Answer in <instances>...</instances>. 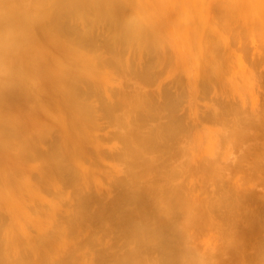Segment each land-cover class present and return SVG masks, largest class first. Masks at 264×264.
<instances>
[{"label": "rangeland", "instance_id": "374dc122", "mask_svg": "<svg viewBox=\"0 0 264 264\" xmlns=\"http://www.w3.org/2000/svg\"><path fill=\"white\" fill-rule=\"evenodd\" d=\"M15 1H17V3ZM52 1L50 2L51 5L55 2L54 0ZM81 1L82 0L79 1L80 5H76L75 8L81 6V9H83L84 3L82 4ZM87 1L88 0H85L84 2ZM89 1L91 4L94 3L95 7L105 1L106 4L108 3L107 1L110 2V0H105L104 2L98 0L100 1L98 5L96 4V0H93V2L91 0ZM112 1L116 4L115 9L113 8L114 4L112 2L108 3L112 4V7L110 5H104V7L108 6V8H113V11H115V15L113 16H116V18L114 17L115 20L113 18V20L111 19V23L109 22L110 13H114L111 12L112 9L107 12V7H105L106 10H104L102 4L100 6L103 8L101 9H103V12L106 11L104 15L107 14V18L105 16L104 18H106V20H101L102 24H100V18L97 17H99V12L102 11H94L98 12V16L95 17L96 13H94V15L92 13L95 8L93 6V8L89 7L91 4H88V8L92 9L90 11L91 13L88 12L86 16L87 12L84 10L80 17L78 14L79 11L77 10V12L75 11L76 14L73 13L74 15H72L71 13V11L75 10L72 0L71 2L69 0V4L67 5L65 3L66 1H57V3H59L58 6L66 5L71 8L73 7L74 9L68 7L71 14L68 13L67 10H64L66 6L63 10L61 9L62 6L58 8L55 4L57 8L54 6L49 7L50 5L48 8L41 7L42 3L44 7L49 4H46L47 1H42L40 5L37 4L38 0H0V121L2 122H0V131L2 130L0 132V136L2 137H0L2 140L0 141V264H124L127 261L129 263L133 260L135 261H133V264H176L178 258L179 264H244V262L245 264H250L251 261L254 262L253 259H255L256 252H258L256 256L264 253V167L261 166L264 163V0H120L121 3L119 0V3L116 0ZM76 4H78V2H76ZM118 4H120V7ZM121 4H123V7ZM84 7V9L87 8L86 5ZM50 8H56L60 11H53L58 15L61 13L60 17H58L60 20L56 16V19L59 20L57 22H61L57 25L55 20L54 25L55 23L57 25H55V28L61 25L60 29H56L60 31L64 29L62 32L58 30V33L55 34L54 32H56V30L52 31L47 24L44 23L46 26L39 24L42 20L48 23L47 18L52 11ZM124 8L126 9V15L132 14L131 16L137 19L135 23H137L136 25H138L137 27L139 28L136 30L139 32V29L141 31L145 29L143 30L144 33L139 32V36L141 33L142 35L140 37L145 35V31L148 35L149 31L151 36L155 35L152 36L154 38L153 41L152 37L150 38V34L148 35L150 39L147 37V40L145 36V39H140L137 35L138 33L136 34L138 37L134 40V36L136 35L133 33L136 27L133 20L135 19L131 20L132 17H128V21L130 20L133 23L130 21V23L120 21L122 15H124ZM46 9H50L51 11L48 10V13ZM97 9L100 8L97 7ZM37 10L38 13L40 12L39 17H37ZM42 10L45 11L44 15H47V13L49 15L44 16ZM7 11L8 13L10 12L9 15ZM63 11L67 12L63 13ZM119 11L123 14L121 13V18L118 17L120 19L117 20V16L119 15H116V13H119ZM67 13L70 14L72 18L68 16ZM40 17L42 20H40ZM50 17H53V15H50ZM80 18L83 19L81 20ZM68 19L72 20L69 22ZM29 20L31 22H29ZM125 20L127 21V18ZM51 21H54V18L53 20L51 19ZM115 21H119L120 25L117 22L118 25L116 24L117 26H113V24L116 23ZM49 23L48 25L51 24L53 26V22ZM122 23L125 29V24H130V26L133 24L134 32L127 33V37L131 36L134 38H131L132 42L128 41L130 38H126V32L131 29L130 26L127 25L129 30L127 29L126 32L123 33L125 29L121 25ZM140 24L141 27L139 26ZM41 26H43V28L48 27L47 31L51 30L52 32L48 31L47 33L45 28L42 30ZM40 27L41 31L39 29ZM117 27L124 29L123 31L121 30L122 35L119 31L120 28ZM55 28H53V30ZM112 29H117V33L119 32L117 35L124 36L123 34H125L123 38L120 37L122 43L118 36L116 38V30L112 32ZM32 31H34L35 34ZM48 34L51 35L49 36ZM57 36L59 38L61 37V42L58 40L59 38ZM54 38H56V41ZM113 39L114 42H112ZM116 40L120 43L118 41L116 42ZM36 41H38L37 45L39 44L40 46L36 45ZM115 42L116 45L118 43V46L114 45ZM113 47H115V49ZM113 49L119 51L115 52ZM46 52L48 54H46ZM121 52L122 54H120ZM53 54L55 57H52ZM57 56L58 58L61 57V59L58 60L57 58L56 60L55 58ZM54 60L56 62H54ZM115 60H117V62ZM26 64L28 66H26ZM25 67L28 68L25 69ZM31 67L33 71L31 69L29 71ZM46 69H48V71ZM63 71L67 72L68 79L64 77L67 75ZM27 73L30 74L28 75ZM35 74L37 77L33 76ZM146 74L147 76L150 74L151 78L150 76L147 77ZM53 75L58 79H52L54 77ZM59 75L62 77H58ZM72 78L76 80L74 81ZM31 80L33 82H31ZM63 80L65 84L72 81V88H69V85L68 88L73 92H70V94H72V96L74 94V98H72L68 90H65L67 89V85H65L64 90H58L57 86L60 85L59 87H63ZM66 80H69L68 83H66ZM34 81H36V84ZM41 81L42 83H40ZM61 82L63 83L62 86ZM37 86L40 87V89ZM53 89H57L60 94ZM40 91L42 92L40 93ZM44 91L45 93H49L45 94L43 93ZM64 91L65 94L63 93L62 95L61 92ZM50 93L53 96L55 93L57 95L51 99L53 96ZM60 95L64 102L62 100L61 103L55 101L58 99L56 96L60 98ZM64 95L71 96L70 99H73H71L72 102L68 97H64ZM75 97H78V99ZM80 99L81 101H79ZM14 100H16V102ZM51 100L58 105L56 106L53 102L52 106V103H50L52 102ZM45 101L48 104L50 103L49 106H52V108L50 107L51 109L55 108V106L57 109V107L62 104L59 106L61 111L57 110L59 116L56 115V109L49 111L50 108H48L49 106ZM81 102L83 103L80 106ZM78 103L80 104L78 105ZM40 104H42L41 109L39 106ZM88 104L91 106H88ZM126 104L128 107L125 106ZM74 105H78V107L81 108L84 105V108L88 106L90 109L87 107V111H83L84 108L83 110L81 108L78 110L79 108ZM76 107L80 114H77ZM111 107L115 109L112 111ZM108 108L111 111L105 110ZM44 109H47L48 112H45ZM227 110L232 111L228 112ZM53 111H55L54 114ZM41 112L44 113L42 114ZM59 112L63 114L64 117L60 115ZM149 112H151V114ZM223 112H225V115L226 112L227 114L231 112L232 116L236 115V117L233 116L234 121L236 120L235 118L240 117L242 119H240L242 124L237 118L239 126H236L237 122L235 123L232 119L233 117H230L231 113L228 117L224 115L230 120L225 118L227 120L226 123L229 122L226 124L224 116L222 117ZM87 113L93 118L94 122L91 121L92 119H89L90 117ZM173 113L175 115H172ZM81 114H84L86 117H83V115L80 116ZM73 115L75 116L74 118L78 119V124L75 121L76 119L74 120V118H72ZM168 115L170 116L169 118H167ZM219 115H221L222 118L219 119ZM60 116L63 117L62 119L65 118L63 120L66 123L65 125L63 124L65 127L61 124L63 121H57ZM67 116L70 117L68 118ZM171 116L173 118L175 116L176 118L173 119ZM1 117L6 119V122L4 119L2 120ZM8 117L10 120H8ZM148 117L149 119H147ZM162 117L166 120L164 121ZM55 118L57 120H55ZM13 121L18 123H14ZM20 121H23L21 122L24 127L21 126L22 129H20ZM159 121L164 124L166 123L165 125L167 127L168 125H172L174 129V133L171 132L172 135H174L171 137L170 134L167 135L169 138L166 137V139L169 140L168 143H170H167L169 147H167L166 150L161 149L162 151L165 150L168 154H165L163 151L164 157L167 158V156L169 157L171 155L169 157L170 160L167 158V163L163 160L165 159L163 155L162 157L160 155L162 151L157 150L158 152L161 151L159 153L154 151L157 146H154L150 142L152 139L149 140L151 133L156 137L158 134L156 131L159 132L164 129L163 127L162 129L157 127L162 124H160ZM79 122L81 124H79ZM232 123L234 125H231ZM164 124L163 126H165ZM4 125H6V127L15 126L17 129L14 127V131L16 132L12 133V131L7 130L8 128L3 130V127H5ZM69 125L72 126L71 129ZM82 125L83 127H81ZM88 125H93V127L89 128ZM27 126H29V129H27ZM153 126L156 127L154 128L155 130H153ZM66 128L68 130L70 129L72 135L74 134L75 136L68 135L70 133L66 134ZM75 129L76 131L84 130L85 134L81 132L83 135L79 134L81 137L78 136V138H82V136L87 134L89 139L88 137H83L82 140H89L87 141L89 143L86 144V141L84 142L83 140L82 142L78 139L76 136L78 132H73ZM149 129L153 130V132ZM168 129L169 128L165 130H167L168 132L166 133L169 134V131L172 130ZM62 130H64L63 135ZM68 130L67 132H69ZM8 131H10L12 135H10ZM163 134L159 132L158 135L161 136ZM68 136H71V138ZM163 137L164 135L162 138ZM162 138L160 141L163 140ZM155 139L156 138H154V143ZM158 139L157 141H159ZM175 139H180V141L178 142L177 140L174 142ZM145 140H148L150 143ZM160 141L159 144L162 143L163 145V141ZM69 142L70 146L72 144H77L78 147H82L81 149H83V151L78 147L79 150L77 151L75 145L73 147L74 150L70 151L72 146H69ZM80 142H82L81 144L83 145H81ZM145 143L151 144V147H154H152L153 150L149 151L151 147L148 148L147 146L149 145ZM175 143L177 146L178 143L180 145L179 147L176 146V148H178L177 150L173 147L176 145ZM164 144L166 146V142ZM86 145L88 146L86 147ZM163 147L164 146H161V148ZM146 148L149 150H146ZM68 151L72 153L74 151L77 155L73 153V157H71L72 153L69 155L67 153ZM149 152H151V154ZM170 152H172V154ZM157 153L160 157L156 155ZM152 156L163 159L161 162L157 159L158 163L156 159H152ZM148 157L149 161H146ZM130 159H132L133 163ZM123 160H125V162ZM256 160L257 164L255 162ZM55 161H57L56 164ZM131 163L132 165L135 163V165L132 166ZM143 163L145 164V169ZM171 163L174 167L176 166L175 169L173 168L174 170L172 169ZM242 165L244 168L241 167ZM257 165L259 166V169L257 168L258 170H256ZM52 167H54V169ZM153 167L154 169H152ZM252 168L256 172H252ZM54 170L56 172H54ZM261 170L263 173L260 172ZM248 172H250V174ZM50 173L51 175H49ZM167 173L169 174L167 175ZM128 182L129 184H127ZM162 182L165 184H162ZM172 182L179 183L177 186L181 190L176 187V183L172 185ZM151 183H158L159 185L156 184L155 186V184L153 185ZM141 184L142 186L146 185V190H144V187L139 186ZM181 184H183L184 187H180ZM134 185L135 188H133ZM148 185H150V187ZM152 185L157 188V190L153 189V191L155 190L154 193L159 194L157 199L155 197L156 194L154 195L153 193L154 196L151 195L153 192H151L153 188ZM137 186L143 189H138ZM169 187H174L180 192H177L179 194H175L177 197L172 193L176 191H171L172 194L170 197L166 194V190L164 191V189H168ZM147 188L148 190L151 188V190L148 191L150 193L147 192ZM227 188L232 191L234 190L233 192H235L237 196L240 195L239 198L236 195L233 197L232 191L226 190ZM131 189L133 190L130 192ZM136 189L139 191H136ZM134 190L136 191L135 194L133 193ZM140 191L141 193L144 191L143 194L145 192L150 194V196L146 195L148 199L149 197H155L154 200H149L151 202L153 201V206L157 204L155 208L153 206H146L149 212L152 209L155 215H152L151 212L150 214L152 216H144L145 214L148 215V209L145 205L146 203L149 205L150 202L147 201L148 199L146 200V193L144 196L141 194V199L136 198L140 194L138 193ZM219 191L222 193L224 191L226 194H221ZM228 191L231 192V200L233 201H229L228 198L230 197V193ZM181 192L185 197H179V195L182 194ZM126 193H133L134 196L137 195L134 197L132 194L131 197H134L133 199L135 200L139 199L141 202H143L142 200L144 199L142 197H145L144 200H146V203L144 201V206H141L138 200H136L137 203H135L136 201L130 197L133 200L131 204V199L125 197L127 199L126 204V200L121 198L124 197ZM217 194H221V197H218ZM225 195L229 196H227L228 200L223 198H226ZM127 196L129 197L130 195ZM171 196L177 198L175 199V203L179 202L176 204L179 205V208L181 206L179 211L180 213L182 212V214L179 213L177 208L174 209V205H171L172 202L175 204L173 197L172 200H170ZM120 198L124 201H119L121 200ZM166 198L172 201L171 204H169L172 214L169 212L170 208L166 207L170 201L168 203L162 201L166 200ZM219 198L222 199L218 200ZM88 199L91 200L89 201ZM184 199H186L187 202H185ZM155 200L158 203L154 202ZM181 200L185 202L182 201L186 205L185 208L181 205ZM212 201L216 202V204ZM219 202L220 207L218 206ZM118 203H122L123 208H116ZM228 203L232 206L228 207ZM136 204L138 206H136ZM127 205H129V210H125L127 209ZM211 205L212 208H209ZM216 206H218L217 209H215ZM137 207L139 209H137ZM163 207L168 210L162 209ZM231 207L233 209H231ZM229 208L232 211H230ZM173 209L174 211H178V214L181 216L184 214L183 219L179 217V222L177 220L178 218L173 217L176 215ZM213 209L215 211H213ZM132 210H134L133 213ZM138 210L142 213L140 217L138 216L140 215L138 214ZM154 210H156L157 214ZM164 210L167 212L161 216V213L165 212ZM209 210L213 211V215ZM80 211L82 214L79 213ZM94 211L97 214L94 215ZM127 211H130L134 215L135 213L137 214L134 216V218L138 217L137 219L139 222L136 221V218L134 219V221L137 222V228H134L136 224H132L135 222H132L133 215L131 216L130 212L129 214L131 217L127 215L128 217L126 216L127 218L125 220L127 221L128 219L130 223L132 222L131 224L133 226H131L130 223L127 224L128 221L126 222L123 220L125 217L124 214ZM99 212L103 213V215ZM168 212L172 216H170ZM83 213L86 215H83ZM222 213L223 215L225 214L223 217L221 216ZM226 214L228 218H226ZM72 215L75 216L72 217ZM100 215L102 218L99 217ZM211 215L215 216V218ZM86 216L94 218L93 220L92 218L91 220L89 219L87 222L85 221L87 220L86 218H88ZM166 216L168 219L171 217L170 220H174L173 222L176 221L175 225L172 220L168 222ZM146 217L151 221H148ZM155 217H157V219H155ZM163 217H165L164 220ZM176 217H178V215ZM219 217L223 220L225 218L226 220L228 219V228L226 221L224 224V222H222L223 220ZM215 219L218 220V222H216ZM165 220L168 223H165ZM118 221L120 225H118ZM146 221H148V223ZM160 221L161 224L165 223L166 225L164 224L165 227H162L163 225H158L161 227V230L158 227L159 230L155 231L154 234L156 232V234L159 233V235H155L157 238L160 237L162 239L164 237L161 235H167L164 238L167 242H165L164 239H161L162 241H160V238L155 239L154 235L153 237L155 240L152 235L150 236L152 238H149L145 233V235L142 234L145 230L149 231L150 228L157 227L155 224ZM180 221L183 222V224ZM140 222H144L148 225L150 223L152 224L148 226V229L144 228L146 227L144 223H141L142 226L144 224L143 228L145 229L141 230L138 228ZM176 223H180V226ZM170 225L174 227L177 225L174 230L176 235L172 233L174 227ZM120 226L121 228L118 229ZM179 228H181V232L177 233ZM120 229L122 231L125 229V231H127L126 234L125 231L120 232ZM132 229H136L138 234L140 229L141 234L139 236L142 241L140 240L139 242L140 237L136 234L137 232ZM228 229H232L231 234H229L230 236H227L228 233H230ZM131 230L133 233L130 235L129 233H131ZM226 230L229 232L227 231L228 233H225ZM134 231L136 233H134ZM151 231L149 235L152 234ZM167 233H170V235ZM127 234L128 236H126ZM177 234H179V236ZM133 235H136V237L138 236L139 239H137L138 237L134 238ZM172 235L173 237L175 235L177 239L174 237V240H172ZM123 236L127 238L130 236L128 239L129 241L127 238L124 239ZM131 236H133V238ZM146 236L148 238L145 240L147 242L150 241L148 245L146 243L148 247L145 246L144 243L146 241L143 240ZM175 239L178 242L174 245L172 242H174ZM253 240L256 242V247H261L257 249H260L263 253H259L260 251L257 249H250L254 248L253 245L255 244H253ZM154 241L157 242H155L157 245L151 244ZM139 243H141L140 245H142V248ZM162 243H167V245L170 243L167 248H171L169 249L171 251H180L179 253H175L176 251L172 253L174 256L175 254L178 256H176L177 258L174 263L171 257L167 256V250V253L163 252L166 246L164 247ZM251 244H253V247L249 246ZM170 245H173V247ZM177 245L179 246V250ZM150 248H152V250L155 248V252L153 253ZM246 248L250 249L249 251H254V257H251L252 255H245L248 251H245ZM146 249H149V253H147L148 251ZM133 251L135 254L132 253ZM171 251L169 252L171 253ZM124 252L126 253L124 254ZM122 254H124L126 258ZM263 256H261L262 259L264 258ZM121 257H124L127 261L125 259V261L122 262L118 260L119 258L122 259ZM166 257L170 260L168 258L166 259ZM249 257L253 259L250 260ZM128 258H130V261ZM101 259L104 260L101 261ZM256 260H258L257 257ZM118 261L120 262L118 263ZM258 262L261 263L260 258ZM255 263L256 262H254V264Z\"/></svg>", "mask_w": 264, "mask_h": 264}, {"label": "bare ground", "instance_id": "6f19581e", "mask_svg": "<svg viewBox=\"0 0 264 264\" xmlns=\"http://www.w3.org/2000/svg\"><path fill=\"white\" fill-rule=\"evenodd\" d=\"M36 1H37V0H36ZM42 1H45V2L47 1L46 4H47V3H49V4L46 5V4L44 3V4L46 5V6L44 7ZM42 1L38 0L39 3L37 2V4L42 3V5H41V4H40V5H41V7L43 6V8H48L49 5H50L49 7H51V6H52V7H53V6L56 7V6H57L58 8H59L60 6H62V5H59V6H58L59 3H57V1L59 2V0H57V1L54 0V1H55L54 4H55L56 6H55L53 3H52V5H51L50 2H51L52 0H50V1H49V0H42ZM48 1H49V2H48ZM61 1H62V2H65V1H66V2H65L66 5L69 4V0H68V2H67V0H65V1L61 0ZM79 1H80V0H79ZM79 1H78V0H72V4H73L74 8H75L76 5H80ZM82 1H83V2H82ZM82 1H81V3H82V4L84 3L83 5H84V6H85V5L87 6V8H86L87 10L84 9L85 7H84L83 5H82V6H83V7H82L83 9H81V6H78L79 8L76 7L75 10L71 11L72 15L76 14L75 11L77 10V11L80 12V13L78 12V14H79L80 17H81V15H82L81 13L84 12V10H85V11L87 12V13L85 12V13H86V16H87L88 12H90V11L92 10V9H90L92 6L95 8V9L92 11L93 15H94V13H96V14H95V17L98 16V15H97L98 12H94V11H98V10L102 11L103 9L106 10L105 7H107V12H108V11H111V9H112L111 12H113V13L115 12V11H113V8H114V9L116 8V4H115V2L113 3L112 0H110V2H112V3L114 4V6H113V8H110V7H109L110 10H109L108 6H105V7H104V5H110V6L112 5V4H108V3H110L109 1H107L108 3L106 4V3H105L106 1H105V0H102V2H104V1H105V2H104V3L101 2L103 5H102V4H100V5H102L104 8H103L102 6L99 5V2H100L101 0H100V1L96 0V4L99 5V6L96 5V7H95V4H94V3H92V4H93V5H92V4L90 3V1L88 0V1H89L88 4H89V5L91 4V6H89L90 8H88V4H87L88 1H87V2H84L85 0H82ZM91 1L93 2V0H91ZM97 1H98V3H97ZM114 1H115V0H114ZM116 1L118 2V0H116ZM128 1H129V0H128ZM15 2L17 3V1H15ZM52 2H53V1H52ZM70 2H71V0H70ZM76 2H78V4H76ZM94 2H95V1H94ZM119 2H120V0H119ZM119 2H118V3H119ZM126 2H127V1H126ZM56 3H57V4H56ZM85 3H86V4H85ZM120 3H121V2H120ZM35 4H36V3H35ZM37 4H36V5H37ZM62 4L65 5L64 3H62ZM70 4H71V3H70ZM32 5H33V4H32ZM66 5H65V6H66ZM122 5H123V4H121V6H122ZM65 6H62L63 8L61 7V9L63 10ZM118 6L120 7V4H118ZM57 7H56V8H57ZM66 7H67V9H66ZM66 7H65L64 10H67L68 13H70V12H69L70 9H68V7H70V6H66ZM93 7H92V8H93ZM97 7L100 8V9H97ZM111 7H112V6H111ZM122 7H123V6H122ZM37 8H38V7H37ZM56 8H53V9L50 8L52 11H51L50 9H46V11L49 10V11L52 12V13H51V12L49 13V11H48V13H49L51 16L53 15V17H50V15L47 13V15H49V17H48L49 19L47 18V20H48L47 22H48V23H49V22H50V23L53 22V26H54V27H53L50 23H49L50 25H48V23H46V22H45L44 20H42V18H41V17L44 15V12H45V11H43V10H45V9L42 10L43 15L41 14L42 16L40 17V18H41L40 20H42L41 22H43V21H44V22H43V23H41V22L39 23V24L44 25V26H46L45 24H47V26L50 27V29H51L52 31H55V30H56V32H54L55 34L58 33V30L60 29V26H61V25H60L59 27H56V28H59V29H56V28H55L56 23H55V25H54L55 20H56V22L59 21L60 19H59L58 17H60V15H61V13H60L59 15H58L57 13H54V12H60V11H59L58 9H56ZM70 8H71V7H70ZM74 8L72 7L71 9H74ZM101 8H103V9H101ZM40 9H41V8H40ZM40 9H39V10H40ZM61 9H60V10H61ZM80 9H81V10H80ZM88 9H89V11H88ZM96 9H97V10H96ZM120 9H121V8H120ZM124 9H125V8H124ZM127 9H128V8H127ZM54 10H57V11H54ZM62 10H61V12H62ZM82 10H83V11H82ZM118 10H119V9H118ZM118 10H117V12H118ZM8 11H9V10H8ZM8 11H7V13H8ZM53 11H54V12H53ZM67 11H65V12H67ZM77 11H76V12H77ZM123 11H124V10H123ZM127 11H128V10H127ZM65 12L63 11V13H65ZM9 13H10V12H9ZM9 13H8V15H9ZM36 13L38 14L37 17H39V13H40V12L38 13V10H37ZM53 13H54L55 15H54ZM68 13H67V14H68ZM71 13H70V14H71ZM73 13H74V14H73ZM90 13H91V12H90ZM104 13H106V11H104V12H103V11H102V12H99V17H97V18H100V19H99V21H100L99 23H100V24H102V23H101V20H104V21H105L106 18H107V16H106L107 14L104 15ZM119 13H120V14H119ZM119 13H116V15H117V14L119 15V16H117V20H119V19L121 18L120 16H121V13H122V12L119 11ZM130 13H131V12H130ZM130 13H129V14H130ZM137 13H138V12H137ZM45 14H46V13H45ZM70 14H68V16L71 17ZM78 14H77V15H78ZM122 14H123V13H122ZM47 15H44V16H47ZM79 15H78V17H79ZM83 15H84V14H83ZM102 15H104V16H102ZM111 15H112V17H111ZM113 15H115V13H114V14L110 13V15H109L110 17L108 16V17L110 18V19L108 18L110 23H111V21L113 20L114 17L116 18V16H113ZM127 15H128V14H127ZM127 15H126V9H125V11H124V15H122V18L125 17V16H127ZM131 15H132V14L128 15L127 17H125V18H123V19L121 18L122 20L120 19V21H121V22H125V23L127 22V23H128V22L130 21V20L128 21V17L131 18V17H132ZM29 16H30V14H29ZM56 16H57V18H58L59 20L56 19ZM75 16H76V15H75ZM105 16H106V18H104ZM102 17H103V19H102ZM118 17H120V18H118ZM53 18H54V21H51V19L53 20ZM66 18H67V17H66ZM71 18H72V17H71ZM83 18H84V17H83ZM83 18H82V19H83ZM92 18H93V17H92ZM92 18H91V19H92ZM97 18H96V20H97ZM115 18H114V20H115ZM126 18H127V21L125 20ZM130 18H129V19H130ZM29 19H30V18H29ZM45 19H46V18H45ZM74 19H75V18H74ZM74 19H73V20H74ZM80 19H81V18H80ZM82 19H81V20H82ZM94 19H95V18H94ZM108 19H107V20H108ZM111 19H112V20H111ZM133 19H135V20H133ZM143 19H144V18H143ZM40 20H39V21H40ZM49 20H50V21H49ZM68 20H69V19H68ZM70 20H72V19H70ZM70 20H69V22H70ZM96 20H95V21H96ZM123 20H125V21H123ZM131 20H133V22H134V24H135V27H136V28H135V32H136V33L134 32V29H133L134 26H132V25H133V24H132V23H133L132 21H130V22H132V23H131V24H132V25H131L132 27L130 26V24H129V25H128V24H125L126 29L124 28L123 23L121 24V25L123 26V28L125 29V31H123L124 29H121V28H120V27H122V26L117 27V28H120V30H119V29H118V30L120 31V34H121L122 31H123V33H125L127 29L129 30V28H127V27L130 26L131 29H130L129 31L126 32V38H127V39L130 38V40H128V41H131V38H133V37H131V36H129V35H128L129 37H127V33H132V32H134V33H133L134 35H136V34L138 33L137 35L139 36V32L144 33L143 30H145V29H143L144 27H143V25H142L143 28H141V29H143V30L141 31V30L139 29V32H138L136 29H138L139 27H137L138 25H136L137 23H135V21H136L137 19L132 17ZM158 21H159V20H158ZM29 22H31V21L29 20ZM60 22H61V21H60ZM60 22H57V25H58V23H60ZM65 22H66V21H65ZM115 22H116V21H115ZM117 22L119 23V21H117ZM117 22L114 23V24L112 23L113 26L116 25V24L118 25ZM130 22H129V23H130ZM136 22H137V21H136ZM138 22H139V21H138ZM44 23H45V24H44ZM103 23H104V22H103ZM141 23H142V22H141ZM57 25H56V26H57ZM93 25H94V22H93ZM96 25H98V24H96ZM117 25H116V26H117ZM119 25H120V23H119ZM127 25H128V26H127ZM51 26H52V28H51ZM68 26H69V25H68ZM70 26H71V24H70ZM70 26H69V27H70ZM90 26H91V24H90ZM139 26L141 27V24H140ZM32 27H33V25H32ZM41 27H42V30H44V28H45V30L47 31V28H48V27H47V28H46V27L43 28V26H41ZM41 27L39 28L40 31H41ZM74 27H75V26H74ZM76 27H77V26H76ZM148 27H149V26H148ZM33 28H34V27H33ZM53 28H55V29L53 30ZM62 28H63V27H62ZM62 28H61V29H62ZM115 28H116V27H115ZM93 29H94V28H93ZM51 30H48V31H51ZM63 30H64V29H62L61 31L59 30V31L62 32ZM91 30H92V29H91ZM112 30H113V29H112ZM114 30H116V31H115V32H116V38H117V36H118V38L120 39V37L123 38V37L125 36V34H123L124 36L117 35L119 32L117 33V29H114ZM114 30H113L112 32H114ZM121 30H122V31H121ZM131 30H132V31H131ZM46 31H45V32H46ZM48 31H47V33H48ZM52 31H51V32H52ZM82 31H83V30H82ZM82 31H81V32H82ZM84 31H85V30H84ZM86 31H88V30H86ZM89 31H90V30H89ZM32 32L34 33V31H32ZM35 32H36V28H35ZM207 32H208V31H207ZM43 33H44V32H43ZM63 33H64V32H63ZM75 33H76V32H75ZM142 33H141V35H142ZM148 33L150 34L149 31H148ZM34 34H35V33H34ZM51 34H52V33H51ZM51 34H50V35H51ZM83 34H84V32H83ZM114 34H115V33H114ZM114 34H113V35H114ZM149 34H148V35H149ZM152 34H153V33H152ZM44 35H45V33H44ZM46 35H47V34H46ZM48 35H49V34H48ZM50 35H49V36H50ZM53 35H54V34H53ZM53 35H52V36H53ZM77 35H78V34H77ZM121 35H122V34H121ZM134 35H133V36H134ZM137 35L134 36V37H135V39L133 38L134 40H136V37H138ZM141 35H140V36H141ZM148 35H147V32L145 31V35H143L142 37H140V36H139V37H140V39H141V38H142V39H145V38H146V39L148 40V38H149ZM85 36H86V35H85ZM144 36H145V38H144ZM152 36H155V35H152ZM152 36H151V34H150V38H151ZM54 37H55V36H54ZM57 37H58V36H57ZM147 37H148V38H147ZM219 37H220V36H219ZM35 38H36V37H35ZM58 38H59V37H58ZM60 38H61V37H60ZM60 38H59L58 40L61 42ZM65 38H66V37H65ZM126 38H125V39H126ZM150 38H149V39H150ZM55 39H56V38H54V40H55ZM62 39H63V38H62ZM133 39H132V40H133ZM137 39H139V38H137ZM153 39H154V38L152 37V41H153ZM49 40H50V39H49ZM120 40H121V39H120ZM55 41H56V40H55ZM62 41H63V40H62ZM117 41H118V40H116V42H117ZM128 41H127V42H128ZM37 42H38V41H36V45H37ZM39 42H40V41H39ZM52 42H54V41H52ZM60 42H59V43H60ZM65 42H67V41H65ZM112 42H114V39H113ZM116 42L114 43V45H116ZM118 42H119V41H118ZM131 42H132V41H131ZM215 42H216V41H215ZM72 43H73V42H72ZM119 43H120V42H119ZM121 43H122V40H121ZM123 43H124V42H123ZM125 43H126V42H125ZM70 44H71V43H70ZM38 45H39V44H38ZM38 45H37V46H38ZM41 45H43V44H41ZM62 45H64V44H62ZM66 45H67V44H66ZM119 45H120V44H119ZM149 45H150V44H149ZM39 46H40V45H39ZM53 46H56V45H53ZM112 46H113V44H112ZM116 46H118V43H117ZM147 46H148V45H147ZM43 47H44V46H43ZM60 47H61V46H60ZM216 47H217V46H216ZM218 47H219V46H218ZM44 48H45V47H44ZM70 48H71V47H70ZM70 48H69V49H70ZM113 48L115 49V47H113ZM42 49H43V48H42ZM114 49H113V50H114ZM216 49H217V48H216ZM46 50H47V49H46ZM114 51H115V50H114ZM116 51H119V50L116 49ZM116 51H115V52H116ZM48 52H49V51H48ZM221 52H222V51H221ZM66 53H67V52H66ZM46 54H48V53L46 52ZM120 54H122V52H121ZM112 55H114V54H112ZM161 55H162V54H161ZM161 55H160V57H161ZM43 56H44V54H43ZM43 56H42V57H43ZM68 56H69V55H68ZM52 57H55L54 54H53ZM59 57H60V56H59ZM160 57H159V58H160ZM44 58H46V57H44ZM44 58H43V60H44ZM57 58H58V56H57L55 59L57 60ZM99 58H100V57H99ZM111 58H112V57H111ZM121 58H122V57H121ZM170 58H171V57H170ZM170 58H169V59H170ZM53 59H54V58H53ZM53 59H52V60H53ZM59 59H61V57L58 58V60H59ZM119 59H120V58H119ZM162 59H163V58H162ZM110 60H111V59H110ZM122 60H123V59H122ZM44 61H45V60H44ZM71 61H72V60H71ZM73 61H74V60H73ZM115 61L117 62V60H115ZM54 62H56V61L54 60ZM98 62H99V61H98ZM106 62H107V61H106ZM116 62H115V63H116ZM46 63H47V62H46ZM46 63H45V64H46ZM62 63H63V62H62ZM77 63H78V62H77ZM89 64H90V63H89ZM26 66H28V65L26 64ZM47 66H48V65H47ZM115 66H116V65H115ZM27 68H28V67H25V69H27ZM64 68H65V66H64ZM67 68H68V67H67ZM98 68H99V67H98ZM100 68H101V67H100ZM30 69L32 70V67L29 68V71H30ZM46 70L48 71V69H46ZM65 70H66V69H65ZM32 71H33V70H32ZM60 71H61V70H60ZM27 72H28V70H27ZM63 72H64V71H63ZM82 72H83V71H82ZM146 72H147V71H146ZM146 72H145V73H146ZM30 73H31V72H30ZM30 73H29V74H30ZM51 73H54V72H51ZM60 73H61V72H60ZM64 73L66 74L67 72H64ZM72 73H73V72H72ZM80 73H81V71H80ZM139 73H140V72H139ZM139 73H138V75H139ZM147 73H148V72H147ZM27 74H28V73H27ZM29 74H28V75H29ZM32 74H33V73H32ZM82 74H83V73H82ZM140 74H143V73H140ZM51 75H52V74H51ZM66 75H67V74H66ZM75 75H76V73H75ZM87 75H88V74H87ZM138 75H137V76H138ZM33 76L37 77L36 74L33 75ZM53 76H54V75H53ZM60 76H61V75H59L58 77H60ZM63 76H64V75H63ZM71 76H72V75H71ZM80 76H81V75H80ZM80 76H79V77H80ZM146 76H147V74H146ZM146 76H145V77H146ZM148 76H150V78H151V75H150V74H148ZM148 76H147V77H148ZM50 77H51V76H50ZM61 77H62V76H61ZM64 77H67V79H68V75H67V76H64ZM72 77H73V76H72ZM139 77H140V76H139ZM29 78H30V77H29ZM31 78H33V77H31ZM54 78H57V77L54 76L52 79H54ZM77 78H78V77H77ZM48 79H49V78H48ZM52 79H51V80H52ZM57 79H58V78H57ZM144 79H146V78H144ZM144 79H143V80H144ZM33 80H34V79H33ZM72 80L75 81L76 79L72 78ZM143 80H142V81H143ZM21 81H22V80H21ZM38 81H40V80H38ZM59 81H60V80H59ZM63 81H64V80H63ZM66 81H67V80H66ZM68 81H69V80H68ZM68 81H67L66 83H68ZM145 81H146V80H145ZM151 81H152V80H151ZM151 81H150V82H151ZM28 82H29V80H28ZM31 82H33V81L31 80ZM35 82H36V81H34V83H35ZM48 82H49V81H48ZM53 82H54V81H53ZM53 82H52V83H53ZM77 82H78V81H77ZM40 83H42V81H41ZM63 83H64V85H63ZM63 83L61 82V86L63 85V87H59L60 85L57 86V87H58V90H59V89H63V90H64V89H65V88H64L65 85H67V87H66L67 89H65V90H68L69 94H70V92L73 93V92L70 91V89H69L70 87L72 88V84H73L72 81L69 82L70 84H69V83H68V84H65V81H64ZM80 83H81V82H80ZM31 84H32V83H31ZM35 84H36V83H35ZM148 84H149V83H148ZM23 85H24V83H23ZM51 85H52V84H51ZM53 85H54V84H53ZM57 85H58V84H57ZM68 85H69V88H68ZM35 86H36V85H35ZM55 86H56V85H55ZM74 86H76V85H74ZM100 86H101V85H100ZM24 87H25V86H24ZM37 87H38V86H37ZM37 87H36V88H37ZM50 87H53V86H50ZM38 88L40 89V87H38ZM53 88H55V87H53ZM94 88H95V87H94ZM30 89H31V88H30ZM39 89H38V92H39ZM99 89H100V88H99ZM41 90H42V88H41ZM43 90H45V89H43ZM53 90H54V89H53ZM58 90L55 89L54 91H57V92H58ZM71 90H72V89H71ZM95 90H96V89H95ZM102 90H103V89H102ZM46 91H47V90H46ZM54 91H53V92H54ZM59 91H61V90H59ZM75 91H76V90H75ZM41 92H42V91H40V93H41ZM66 92H67V91H66ZM43 93H45V91H44ZM43 93H42V94H43ZM48 93H49V92H48ZM48 93H45V94H48ZM58 93H59V92H58ZM63 93L65 94V91H64V92H61L62 95H63ZM50 94H51V93H50ZM50 94H49V96H50ZM59 94H60V93H59ZM69 94H66V95H69ZM36 95H37V93H36ZM43 95H44V94H43ZM51 95H52V94H51ZM55 95H57V94L55 93ZM55 95H54V96H55ZM70 95L72 96V94H70ZM81 95H82V94H81ZM52 96H53V95H52ZM54 96H53L51 99H53ZM71 96H65V95H64V97H68L69 100H71L72 98H74V97H73L74 94H73L72 98L70 99ZM37 97H38V96H37ZM47 97H48V96H47ZM56 97H58V99H60V100H58L57 98H56L57 100H55V99H54V100H55V101H59V102L61 103V100H62V99H61V95H60V98H59V96H56ZM64 97H63V98H64ZM79 97H80V96H79ZM38 98H39V97H38ZM49 98H50V97H49ZM49 98H47V99H49ZM68 98H67V99H68ZM75 98H76V97H75ZM64 99H65V98H64ZM67 99H66V100H67ZM76 99H78V97H77ZM76 99H74V100H76ZM42 100H44V99H42ZM72 100H73V99H72ZM72 100H71V102H72ZM14 101L16 102V100H14ZM51 101H52V102H50V103H52V106H53V102H54V101H53V100H51ZM62 101L64 102V100H62ZM76 101H77V100H76ZM79 101H81V99H80ZM147 101H148V100H147ZM48 102H49V101H48ZM134 102H135V100H134ZM134 102H133V104H134ZM172 102H173V100H172ZM13 103H14V102H13ZM38 103H39V101H38ZM40 103H41V101H40ZM43 103H44V102H43ZM45 103H46V101H45ZM50 103H49V104H50ZM57 103H58V102H57ZM60 103H59V104H60ZM66 103H67V101H66ZM82 103H83V102H81V104L78 103V105L80 104V106H81ZM121 103H122V102H121ZM144 103H145V102H144ZM232 103H233V102H232ZM234 103H235V102H234ZM15 104H16V103H15ZM46 104H48V103H46ZM49 104H48V106H49ZM54 104H55V102H54ZM63 104H64V103H63ZM75 104H76V103H75ZM84 104H85V103H84ZM86 104H87V103H86ZM117 104H118V103H117ZM149 104H150V103H149ZM222 104H223V103H222ZM41 105H42V104L39 105V106H40V109H41ZM43 105H44V104H43ZM55 105L57 106L58 104H55ZM61 105H62V104H61ZM61 105H59V106H61ZM78 105H74V106H77V107H78ZM108 105H109V104H108ZM108 105H107V107H108ZM147 105H148V104H147ZM157 105H158V104H157ZM227 105H228V104H227ZM234 105H235V104H234ZM52 106H49L48 108H50V107L52 108ZM56 106H55V108H53V109H56ZM59 106H58V107H59ZM72 106H73V105H72ZM83 106H84V105H83ZM83 106H82V108H81V107H78L79 109L76 107V110H77V109L80 110V108L83 110V108H84ZM86 106H87V105H86ZM86 106H85V107H86ZM88 106H91V105L88 104ZM88 106H87V107H88ZM110 106H115V105H110ZM123 106H124V105H123ZM125 106L128 107L127 104H126ZM130 106H131V104H130ZM134 106H135V105H134ZM160 106H161V105H160ZM164 106H165V105H164ZM164 106H163V107H164ZM232 106H233V105H232ZM58 107H57V109H56V115H58V114H57V113H58L57 110L61 111V108H60V107L58 108ZM87 107L84 108L83 111H85V110L87 111L88 109H90L89 107H88V109H87ZM104 107H105V103H104ZM107 107H106V108H107ZM118 107H119V106H118ZM121 107H122V106H121ZM127 107H126V109H127ZM156 107H157V106H156ZM156 107H155V109H156ZM171 107H172V106H171ZM228 107H229V106H228ZM48 108H47V109H48ZM51 108L49 109V111H52V110H53V109H51ZM111 108H112V107H111ZM122 108H123V107H122ZM148 108H149V107H148ZM160 108H161V107H160ZM169 108H170V107H169ZM238 108H239V107H238ZM47 109H46V110L44 109L45 112H46V111L48 112ZM74 109H75V108H74ZM74 109H73V110H74ZM114 109H115V108H112L111 110L113 111ZM152 109H153V108H152ZM155 109H154V111H155ZM163 109H164V108H163ZM165 109H166V108H165ZM221 109H222V107H221ZM236 109H237V108H236ZM239 109H241V108H239ZM78 110H77V114H80ZM105 110H106V111H111V110H109V108H108V109H105ZM136 110H137V109H136ZM143 110H144V109H143ZM145 110H146V109H145ZM149 110H150V109H149ZM156 110H157V109H156ZM178 110H179V109H178ZM40 111H41V110H40ZM42 111H43V108H42ZM74 111H75V110H74ZM83 111H82V112H83ZM117 111H118V110H117ZM162 111H163V110H162ZM166 111H167V109H166ZM227 111L229 112V111H232V110H227ZM246 111H247V110H246ZM54 112H55V111H53V114H54ZM91 112H92V111H91ZM91 112H90V113H91ZM114 112H116V111H114ZM240 112H241V111H240ZM41 113H42V112H41ZM43 113H44V112H43ZM43 113H42V114H43ZM62 113H63V111H62ZM110 113H111V112H110ZM138 113H139V112H138ZM149 113L151 114V112H149ZM153 113H155V112H153ZM159 113H160V112H159ZM166 113H167V112H166ZM169 113H170V112H169ZM223 113H224V114H223ZM223 113H222V117L225 115V112H223ZM230 113H231V112H230ZM230 113L227 114V112H226V115H225V116L228 117ZM0 114H1V113H0ZM53 114H51V115H53ZM59 114H60V115H63V114H61L60 112H59ZM87 114L89 115V113H87ZM87 114H86V115H87ZM113 114H114V113H113ZM143 114H144V112H143ZM147 114H148V113H147ZM156 114H157V113H156ZM156 114H154V115H156ZM164 114H165V113H164ZM213 114H214V113H213ZM26 115H27V114H26ZM82 115H83V117H86V116H84V114H81L80 116H82ZM91 115H92V113H91ZM160 115H161V114H160ZM170 115H171V114H170ZM172 115H175V114L173 113ZM230 115H231L230 117H233V116L236 117V115H233V116H232V113H231ZM35 116H36V115H35ZM44 116H45V115H44ZM58 116H59V115H58ZM211 116H212V115H211ZM219 116H220V117H218L219 119L222 118L221 115H219ZM225 116H224V119L226 118ZM237 116H238V115H237ZM3 117H4V116H3ZM9 117H10V116H9ZM9 117H8V120H10ZM53 117H54V116H53ZM63 117H64V115H63ZM63 117L60 116V117H58V118H59L58 120H57L56 118H55V120H57V121H60V120L63 121V120L65 119V118L62 119ZM67 117H68V116H67ZM69 117H70V116H69ZM69 117H68V118H69ZM74 117H75V116L73 115L72 118H74ZM89 117H90L89 119H92L91 121L94 122L93 118H91L90 115H89ZM165 117H166V116H165ZM169 117H170V116L168 115L167 118H169ZM171 117H172V116H171ZM230 117H229V118H230ZM234 117L232 118L233 121H234ZM1 118H2V117H1ZM14 118H15V117H14ZM24 118H25V117H24ZM24 118H23V119H24ZM28 118H29V117H28ZM30 118H31V117H30ZM41 118H42V117H41ZM60 118H61V119H60ZM72 118H70V119H72ZM159 118H160V117H159ZM172 118H173V117H172ZM174 118H176V117L174 116ZM174 118H173V119H174ZM237 118H238V117H237ZM237 118H235L236 120H235L234 122H235V123L237 122V123H236V126H237V125L239 126L238 121L241 122V124H242V121H240V119H241L240 117L238 118V121H237ZM250 118H251V117H250ZM3 119H4V118H2V120H3ZM11 119L13 120L12 117H11ZM15 119H16V118H15ZM15 119H14V120H15ZM21 119H22V118H21ZM35 119H36V118H35ZM50 119H51V118H50ZM75 119H76V118H74V120H75ZM80 119H82V118H80ZM87 119H88V118H87ZM111 119H112V118H111ZM136 119H137V118H136ZM144 119H145V118H144ZM147 119H149V117H148ZM162 119H164V117H162ZM173 119H172V120H173ZM226 119L229 120L228 118H226ZM226 119H225V120H226ZM261 119H262V118H261ZM4 120H5V122H6V119H4ZM8 120H7V121H8ZM72 120H73V119H72ZM77 120H78V119H76L75 121L77 122ZM83 120H84V119H83ZM113 120H114V119H113ZM117 120H118V118H117ZM119 120H120V119H119ZM165 120H166V119H164V121H165ZM175 120H176V119H175ZM222 120H223V119H222ZM227 120L225 121V123L227 122ZM241 120H242V119H241ZM29 121H31V120H29ZM33 121H34V120H33ZM40 121H41V120H40ZM86 121H87V120H86ZM89 121H90V120H89ZM115 121H116V120H115ZM137 121H138V120H137ZM149 121H150V120H149ZM149 121H148V123H149ZM160 121H161V120H160ZM160 121H159V122H160ZM173 121H174V120H173ZM229 121H230V120H229ZM0 122H1V121H0ZM5 122H4V123H5ZM10 122H11V121H10ZM13 122H14V123H18V122H15V121H13ZM21 122H23V121H20V123H21ZM24 122H25V119H24ZM48 122H49V121H48ZM63 122H64V121H63ZM63 122H61V124H62V125H63V124L65 125L66 123H65V122L63 123ZM142 122H143V121H142ZM152 122H154V121H152ZM176 122H177V121H176ZM234 122H233V123H234ZM254 122H255V121H254ZM1 123H2V122H1ZM1 123H0V124H1ZM28 123H29V122H28ZM35 123H36V122H35ZM50 123H51V122H50ZM59 123H60V122H59ZM134 123H135V122H134ZM161 123H162V122H160V124H161ZM167 123H168V122H167ZM169 123H170V122H169ZM179 123H180V122H179ZM228 123H229V122H228ZM228 123H226V124H228ZM233 123H232L231 125H234ZM77 124H78V122H77ZM79 124H81V123L79 122ZM126 124H127V123H126ZM132 124H133V123H132ZM139 124H140V123H139ZM155 124H156V123H155ZM163 124H164V123H162L161 125L156 124V125H158L157 127H158L159 129H162V127L164 128V129H162L164 134L162 133V130L159 131L160 134H163V135H164L163 138H162L163 135H161V136L158 135V134H159L158 131H156V132L158 133V134L156 133V134H157L156 137H154V136H153V133H151V132H150V133H151V134H150L151 137L148 135V136L150 137L149 140H151V139L153 140V142H152V140H151L150 142H151L154 146H155V145L157 146V147H155L156 149H154V151H156V152H158L157 150H161V149H165V150H166L167 147H169L168 144H170V143H168L169 140L166 139V137L169 138L167 135H170V134H171V135H170L171 137L174 135V134L172 135V133H174V132H173L174 129L172 128V125H170V126L168 125V127H167V126L165 125L166 123L164 124L167 128H169L168 130H172V131H169V134H168V133H166V132H168V131L165 130V129H167V128H166L165 126H163ZM29 125H30V124H29ZM32 125H33V124H32ZM49 125H50V124H49ZM64 125H63V126H64ZM70 125H71V124H70ZM70 125H69V126H70ZM72 125H74V124H72ZM93 125H94V124H93ZM93 125H92V126H91V125H88V126H89V128H90V127H93ZM142 125H143V124H142ZM175 125H176V123H175ZM4 126H5V127H3V130H6V129L8 128L7 130L12 131V133L16 132V131H14L15 128H16L15 126H12L13 128L15 127L14 129H13L12 127H9V126L6 127V125H4ZM21 126L23 127V124H22V123H21V125H20V129H22ZM24 126H25V125H24ZM30 126H31V125H30ZM86 126H87V124H86ZM173 126H174V125H173ZM176 126H177V125H176ZM0 127H1V126H0ZM27 127H28L27 129H29V126H27ZM64 127H65V126H64ZM64 127H63V128H64ZM73 127H74V126H73ZM81 127H83V125H82ZM84 127H85V126H84ZM126 127H127V125H126ZM144 127H145V126H144ZM226 127H227V126H226ZM228 127H230V126H228ZM9 128H10V129H9ZM18 128H19V127H18ZM23 128H24V127H23ZM71 128H72V126H70V129H71ZM124 128H125V126H124ZM139 128H140V127H139ZM154 128H156V127L153 126V130H155ZM170 128H171V129H170ZM182 128H183V126H182ZM185 128H186V126H185ZM12 129H13V130H12ZM16 129H17V128H16ZM66 129H67V128H66ZM70 129H69V130L67 129L69 132H67V130H66V134H67V133H70V134H68V135H72V132L70 131ZM84 129H85V128H84ZM132 129H133V128H132ZM143 129H144V128H143ZM178 129H179V128H178ZM18 130H19V129H18ZM78 130H79V129H78ZM134 130H135V129H134ZM134 130H133V131H134ZM149 130H151V129H149ZM153 130H151V131L153 132ZM182 130H183V129H182ZM182 130H180V131L183 132ZM184 130H185V129H184ZM1 131H2V130H1ZM1 131H0V132H1ZM10 131H8V132H9L10 135H12V133H11ZM62 131H63V133H62V135H63V134H64V130H62ZM75 131H76V129H75L73 132H75ZM24 132H25V131H24ZM76 132H78V133H77L78 135H76L77 138H78V136L81 137V135H79V134H82L81 132H83V133L85 134L84 130H83V131L80 130V131H76ZM125 132H126V131H125ZM143 132H144V131H143ZM171 132H172V133H171ZM181 132H180V133H181ZM17 133H18V131H17ZM19 133H20V132H19ZM22 133H23V132H22ZM28 133H30V132H28ZM136 133H137V132H136ZM165 133H166V134H165ZM1 134H2V133H1ZM119 134H120V133H119ZM134 134H135V133H134ZM134 134H133V135H134ZM147 134H148V133H147ZM154 134H155V133H154ZM178 134H179V133H178ZM28 135H29V134H28ZM73 135H74V134H73ZM73 135H72V136H73ZM82 135H83V134H82ZM122 135H123V134H122ZM138 135H139V134H138ZM180 135H182V134H180ZM180 135H179V136H180ZM3 136H4V135H3ZM74 136H75V135H74ZM120 136H121V135H120ZM140 136H141V135H140ZM159 136H160V138H159ZM175 136H176V135H175ZM0 137H1V136H0ZM4 137H5V136H4ZM8 137H9V136H8ZM14 137H16V136H14ZM68 137H69V136H68ZM83 137H85V138L88 137V139H89V136H87V134H86L85 136H82V138H83ZM134 137H135V135H134ZM146 137H147V136H146ZM149 137H148V138H149ZM152 137L156 138V139H155V143H154V138H152ZM157 137H158L159 139H158ZM171 137H170V138H171ZM1 138H2V137H1ZM11 138H12V137H11ZM11 138H10V139H11ZM69 138H71V136H70ZM77 138H76V140H77ZM82 138H78V139H80V140L83 142L84 139L82 140ZM121 138H122V137H121ZM121 138H120V139H121ZM161 138L163 139V140H162V141H163V145H162V143L159 144V141H160ZM177 138H178V136H177ZM180 138H181V137H180ZM3 139H4V138H3ZM17 139H18V138H17ZM19 139H20V138H19ZM38 139H39V138H38ZM139 139H140V138H139ZM157 139H158L159 141H157ZM6 140H7V139H6ZM11 140H12V139H11ZM73 140H75V139H73ZM125 140H126V139H125ZM137 140H138V139H137ZM171 140H172V139H171ZM177 140H178V142L180 141V139H175L174 142H176ZM0 141H2V140L0 139ZM16 141H17V140H16ZM62 141H63V140H62ZM77 141L79 142V140H77ZM85 141H86V142H85ZM87 141H89V140H86V139L84 140V142H85L86 144L89 143V142H87ZM90 141H91V140H90ZM121 141H122V139H121ZM143 141H144V140H143ZM145 141H146V140H145ZM147 141H148V140H147ZM147 141H146V142H147ZM162 141H160V142H162ZM3 142H4V141H3ZM12 142H13V141H12ZM65 142H66V141H65ZM82 142H80V144H81ZM130 142H131V141H130ZM135 142H136V141H135ZM148 142H149V141H148ZM150 142H149V143H150ZM157 142H158V143H157ZM165 142H166V146H165V144H164ZM172 142H173V141H172ZM245 142H246V141H245ZM1 143H2V142H1ZM10 143H11V142H10ZM18 143H19V142H18ZM75 143H77V142H75ZM127 143H128V142H127ZM139 143H140V142H139ZM167 143H168V144H167ZM185 143H186V142H185ZM2 144H3V143H2ZM4 144H5V143H4ZM13 144H14V142H13ZM62 144H63V145H66V144H64V143H62ZM62 144H61V145H62ZM71 144H72V143H71ZM124 144H125V143H124ZM130 144H131V143H130ZM145 144H146V143H145ZM157 144H158L159 146H158ZM172 144H173V143H172ZM172 144H171V145H172ZM175 144H176V143H175ZM11 145H12V144H11ZM11 145H10V146H11ZM14 145H15V144H14ZM17 145H18V144H17ZM74 145H75L76 148L78 147L77 144H74ZM74 145H73V144L71 145V146H72V149H71L70 151L74 150V148H73ZM81 145H83V144H81ZM81 145H80V146H81ZM146 145H149V144H146ZM167 145H168V146H167ZM254 145H255V144H254ZM263 145H264V144H263ZM8 146H9V145H8ZM67 146H68V145H67ZM67 146H66V147H67ZM69 146H70V142H69ZM71 146H70V147H71ZM87 146H88V145H86V147H87ZM132 146H133V145H132ZM161 146H164V147L161 148ZM176 146H177V144H176L175 146H173V147L176 148ZM179 146H180V145H179V143H178V146H177V147H179ZM251 146H252V145H251ZM251 146H249V147H251ZM11 147H12V146H11ZM62 147H63V146H62ZM86 147H85V148H86ZM133 147H134V146H133ZM142 147H143V146H142ZM147 147H148V148L151 147V144H150L149 146H147ZM152 147H153V146H152ZM152 147H151L150 150H149L148 148H146V150L151 151V150H153ZM159 147H160V148H159ZM9 148H10V147H9ZM15 148H16V147H15ZM67 148H68V147H67ZM67 148H65V149H67ZM78 148H79L80 150L83 151V149H81L82 147H81V148L78 147ZM78 148H77V151L79 150ZM125 148H126V147H125ZM130 148H131V147H130ZM153 148H154V147H153ZM170 148H171V147H170ZM177 149H178V148H176L175 150H177ZM23 150H24V149H23ZM62 150H63V149H62ZM165 150H163V151L165 152V154H167V152H166ZM171 150H172V149H171ZM171 150H170V151H171ZM13 151H15V150H13ZM70 151L67 152L69 155L72 153V152H70ZM161 151H162V150H161ZM161 151H159V152H161ZM163 151H162V154L160 153L161 157H162V155L164 154ZM173 151H174V150H173ZM173 151H172V152H173ZM64 152H65V151H64ZM69 152H70V153H69ZM126 152H128V151H126ZM144 152H145V151H144ZM147 152H148V151H147ZM147 152H146V153H147ZM156 152H155V153H156ZM159 152H158V153H159ZM172 152H170V153L172 154ZM175 152H177V151H175ZM73 153H75V152L73 151ZM73 153L71 154V157H73V156H72ZM82 153H83V152H82ZM82 153H81V154H82ZM149 153L151 154V152H149ZM153 153H154V152H153ZM158 153H157L156 155L160 157V155H159ZM75 154H76V153H75ZM141 154H142V153H141ZM69 155H68V156H69ZM76 155H77V154H76ZM76 155H74V156H76ZM128 155H129V154H128ZM134 155H135V152H134ZM167 155H168V154H167ZM252 155H253V154H252ZM165 156H166V155H165ZM170 156H171V155H170ZM170 156H169V157H170ZM69 157H70V156H69ZM71 157H70V158H71ZM131 157H132V156H131ZM155 157H156V156H152V159H156V160L158 159L159 162H161V160L163 159V158H159V157L155 158ZM163 157H164V155H163ZM169 157L167 156L168 159H169ZM239 157H240V156H239ZM247 157H248V156H247ZM70 158H69V159H70ZM134 158H135V157H134ZM139 158H140V157H139ZM164 158H165V159H163V160H165V162L167 163V161H166L167 158H166V157H164ZM262 158H263V157H262ZM62 159H63V158H62ZM73 159H74V158H73ZM76 159H77V158H76ZM121 159H122V157H121ZM66 160H67V159H66ZM128 160H129V159H128ZM158 160H157V162H158ZM169 160H170V159H169ZM259 160L262 162V160H261L260 158H259ZM123 161L125 162V160H123ZM130 161H132V159H130ZM146 161H149V157H148V159H146ZM56 162H57V161H55V164H56ZM151 162H152V160H151ZM155 162H156V161H155ZM157 162H156V163H157ZM159 162H158V163H159ZM250 162H251V161H250ZM255 162H256V164H257V160H256ZM50 163H51V162H50ZM132 163H133V161H132ZM132 163H131V165H132ZM141 163H142V162H141ZM158 163H157V164H158ZM162 163H163V162H162ZM166 163H165V164H166ZM168 163H169V161H168ZM172 163H173V162H172ZM172 163H171V164H172ZM51 164H53V163H51ZM51 164H50V165H51ZM61 164H62V163H61ZM129 164H130V163H129ZM129 164H128V165H129ZM154 164H155V163H154ZM260 164H261V163H260ZM134 165H135V163H134ZM134 165H132V166H134ZM137 165H138V164H137ZM160 165H161V164H160ZM169 165H170V164H169ZM235 165H236V164H235ZM235 165H234V167H235ZM250 165H251V164H250ZM52 166H53V165H52ZM54 166H55V165H54ZM132 166H131V167H132ZM143 166H144V169H145V164H144V163H143ZM152 166H153V165H152ZM154 166H156V165H154ZM261 166L264 167V163H263V165H261ZM57 167H59V166H57ZM126 167H127V166H126ZM138 167H139V165H138ZM156 167H157V166H156ZM160 167H161V166H160ZM163 167H164V166H163ZM168 167H169V166H168ZM175 167H176V166H175ZM175 167H174L173 164H172V169H173V168L175 169ZM236 167H237V166H236ZM241 167L244 168L243 165H242ZM247 167H248V166H247ZM250 167H252V166H250ZM52 168L54 169V167H52ZM60 168H61V167H60ZM135 168H136V167H135ZM165 168H166V167H165ZM170 168H171V165H170ZM257 168L259 169V166H258V165L256 166V170H258ZM58 169H59V168H58ZM72 169H73V168H72ZM126 169H127V168H126ZM152 169H154V167H153ZM168 169H169V168H168ZM172 169H171V170H172ZM174 169H173V170H174ZM176 169H178V168H176ZM249 169H251V168H249ZM252 169H253V168H252ZM70 170H71V169H70ZM178 170H179V169H178ZM181 170H182V169H181ZM181 170H180V171H181ZM236 170H237V169H236ZM125 171H126V170H125ZM143 171H144V170H143ZM175 171H177V170H175ZM175 171H174V172H175ZM49 172H50V171H49ZM54 172H56V171L54 170ZM132 172H133V168H132ZM171 172H172V171H171ZM171 172H170V173H171ZM177 172H178V171H177ZM230 172H231V171H230ZM252 172H256V171L253 169ZM260 172L263 173L262 170H261ZM129 173H130V172H129ZM144 173H145V171H144ZM172 173H173V172H172ZM172 173H171V174H172ZM248 173L250 174V172H248ZM132 174H133V173H132ZM168 174H169V173H167V175H168ZM49 175H51V173H50ZM49 175H48V176H49ZM55 175H56V174H55ZM57 175H58V174H57ZM76 175H77V174H76ZM48 176H46V177L49 178ZM152 176H153V175H152ZM173 176H174V175H173ZM179 176H181V175H179ZM54 177H55V176H54ZM132 177H133V176H132ZM166 177H167V176H166ZM170 177H171V176H170ZM222 177H223V176H222ZM172 178H173V177H172ZM175 178H177V177H175ZM218 178H219V177H218ZM73 179H75V178H73ZM156 179H157V178H156ZM158 179H159V178H158ZM167 179H168V178H167ZM71 180H72V179H71ZM132 180H133V178H132ZM147 180H148V179H147ZM159 180H161V179H159ZM171 180H172V179H171ZM171 180H170V181H171ZM175 180H176V179H175ZM175 180H174V181H175ZM46 181H47V180H46ZM161 181H164V180H161ZM44 182H45V181H44ZM120 182H121V181H120ZM148 182H149V181H148ZM148 182H147V183H148ZM152 182H153V180H152ZM156 182H158V181H156ZM221 182H222V181H221ZM142 183L145 184L144 182H142ZM158 183H159V182H158ZM158 183H156V184H158ZM163 183H164V182H162V184H163ZM172 183H173V182H172ZM172 183H171V184H172ZM175 183H176V182H174L172 185H175ZM182 183H183V182H182ZM224 183H225V182H224ZM127 184H129V182H128ZM151 184H153V183H151ZM154 184H155V183H154ZM154 184H153V185H154ZM156 184H155V186H156ZM164 184H165V183H164ZM168 184H169V183H168ZM178 184H179V183H176V187H177V188H178V186H177ZM120 185H121V184H120ZM135 185H137V184H135ZM135 185H134L133 188H135ZM153 185H152V187H153L152 190H151V188H149V190H148V188H147V192L150 191V190H151V192H152L153 189H156V190H157V188H156L155 186H153ZM158 185H159V184H158ZM158 185H157V186H158ZM166 185H167V184H166ZM181 185H182V186H181ZM181 185H180V187H184L183 184H181ZM227 185H228V183H227ZM139 186H142V184L139 185ZM139 186H137L138 189H143V188H140ZM145 186H146V185H145ZM145 186H142V187H144V190H146ZM148 186L150 187V185H148ZM154 187H155V188H154ZM164 187H165V186H164ZM164 187H162V188H164ZM166 187H168V186H166ZM174 187H175V186H174ZM174 187H171L172 189L169 187L171 190H170L169 188H168V189H164V191L166 190V194L169 195V197H170V195H171L172 193H173L174 196H176L175 194H179V193H180L179 191H177V190L175 189L176 187H175V188H174ZM185 187H186V186H185ZM229 187H230V186H229ZM125 189H126V188H125ZM125 189H124V190H125ZM127 189H128V188H127ZM138 189H136V191H137ZM174 189H175V190H174ZM178 189L181 190L180 188H178ZM183 189H184V188H183ZM124 190H123V191H124ZM128 190H129V189H128ZM132 190H133V189H131L130 192H131ZM168 190H170V191H168ZM226 190H231V189H228V188H227ZM136 191L134 190L133 193L135 194ZM138 191H139V190H138ZM154 191H155V190H154ZM154 191L151 193V195H153ZM164 191H162V192H164ZM167 191H168V193H167ZM171 191H176V192H172V193H171ZM221 191H222V190H221ZM221 191H219V192H221ZM231 191H232V190H231ZM233 191H234V190H233ZM233 191H232V193H233V197H234V195L237 196V194H235V192H233ZM143 192H144V191H142V193H141V191L138 192V193H140V194H139L138 196L135 195V196H137L136 198H140V199H141V194H142V196H144V194L146 193V192H145V193L143 194ZM177 192H179V193H177ZM182 192H184V191H182ZM182 192H181V193H182ZM228 192H229V191H228ZM228 192H227V193H228ZM133 193H132V194H133ZM148 193H150V192H148ZM213 193H214V192H213ZM223 193L226 194L224 191H223ZM223 193L221 192V194H223ZM229 193H230V197H229L228 195H225L226 198H225V197H223V198L226 199V200L229 199V201H230V200L232 199V194H231V192H229ZM229 193H228V194H229ZM132 194H128V193H126V195H125V196L122 195V196H124V197H121V198H123L124 200H126L125 202H126V204H127V199H126L125 197H127L128 199H131V198H132V197H131ZM134 194H133V196H134ZM155 194H156L155 197H156V199H157L158 196H159V194L154 193V195H155ZM221 194H219V195L217 194V196H218V197H219V196L221 197ZM127 195H130V196L128 197ZM146 195L150 196V194H147V193L145 194V196H146ZM154 195H153V196H154ZM135 196H134V197H135ZM148 196H146V200L148 199ZM181 196H184V194L182 193L181 195H179L180 198H181ZM215 196H216V195H215ZM217 196H216V197H217ZM222 196H223V195H222ZM227 196L229 197L228 199H227ZM239 196H240V195H238L237 197L239 198ZM91 197H92V196H91ZM130 197H131V198H130ZM134 197H133V198H134ZM155 197H153V198H152V197H149V199H148L147 201H149V200H154ZM172 197H173V196H171V199H170V200H172ZM176 197H177V196H176ZM176 197H173V201H174V203H175V199H177ZM179 197H178V198H179ZM184 197H185V196H184ZM184 197H183V198H184ZM216 197H215V199H216ZM237 197H236V198H237ZM87 198H89V197H87ZM87 198H86V199H87ZM121 198H120V199H121ZM133 198H132V199H133ZM142 198L145 199V197H142ZM151 198H152V199H151ZM186 198H187V197H186ZM80 199H81V198H80ZM91 199H92V198H91ZM91 199H88V200L90 201ZM96 199H97V198H96ZM132 199H131V204L133 203L132 201L135 200V199H133V200H132ZM144 199L142 200L143 202L139 201V199H136V200H138V201L140 202L139 205L142 206L143 203H144V201H145V203H146V200H144ZM167 199H168V198H166V200H162V201H164V202L166 201V202L168 203L170 200H167ZM187 199H188V198H187ZM220 199H222V198H219L218 200H220ZM82 200H83V199H82ZM94 200H95V199H94ZM124 200L121 199V200H119V201H122V202H123ZM136 200H135V201H136ZM184 200H185V202H187L186 199H184ZM119 201H118V202H119ZM182 201H183V200H181V205H183V207L185 208V206H186V205L184 204L185 202L183 201V202H184V203H183ZM208 201H209V200H208ZM214 201H215V200H214ZM231 201H233V200H231ZM149 202H150L149 205L146 203L145 207H146V206H147V207H152V206H153V204H152L153 201H152V202L149 201ZM154 202H157V201L155 200ZM166 202H165V203H166ZM171 202H172V201H170V202L168 203V206H166V207L170 208L169 204H171ZM209 202H210V201H209ZM209 202H208V203H209ZM212 202H213V201H212ZM212 202H211V203H212ZM259 202H260V201H259ZM135 203H137V201H136ZM141 203H142V204H141ZM145 203H144V204H145ZM157 203H158V202H157ZM165 203H164V204H165ZM176 203H179V202H176ZM176 203H175V204H176ZM208 203H206V204H208ZM211 203H210V204H211ZM213 203L216 204V202H213ZM222 203H223V202H222ZM90 204H91V203H90ZM131 204H129V205H131ZM175 204H173V202H172L171 205H174V206H175V208H174V207H172V208H174V209L177 208L178 211H179L180 208H181V206H180V208H179V207H178L179 205L176 204V205H177V207H176ZM228 204H229L228 207L232 206L230 203H228ZM108 205H109V204H108ZM119 205H120V206H119ZM129 205H127V207H126L127 209H125V210H129V207H128ZM150 205H151V206H150ZM156 205H157V204H156ZM156 205H155V206H156ZM165 205H166V204H165ZM208 205H209V204H208ZM221 205H222V204H221ZM116 206H117L116 208H120V207L123 208L122 203H120V204L118 203V205H116ZM136 206H138V205L136 204ZM141 206H139V207H141ZM143 206H144V205H143ZM155 206H153V207L155 208ZM202 206H203V205H202ZM218 206L220 207V202H219V205H218ZM218 206H216L215 209H217ZM147 207H146V208H147ZM206 207H207V206H206ZM214 207H215V206H214ZM228 207H227V208H228ZM82 208H83V207H82ZM143 208H144V207H143ZM154 208H153V209H154ZM209 208H212V205H211V207H209ZM80 209H81V208H80ZM100 209H102V208H100ZM137 209H139V208L137 207ZM147 209H148V208H147ZM147 209H146V210H147ZM150 209H151V208H150ZM162 209H165V208L163 207ZM166 209H167V208H166ZM166 209H165V210H166ZM174 209H173V211H174ZM221 209H222V208H221ZM231 209H233V208L231 207ZM256 209H257V208H256ZM256 209H254V210H256ZM87 210H88V209H87ZM106 210H107V209H106ZM134 210H135V208H134ZM134 210H132V213H133ZM151 210H152V209H151ZM151 210H150V212H149V209H148V210H147V211H148V212H147L148 215L145 214L144 216H149V215L152 216V215H155V214H153V210H152V211H151ZM165 210H164V211H165ZM167 210H168V209H167ZM210 210H211V209H210ZM210 210H209V211H210ZM223 210H224V209H223ZM225 210H226V209H225ZM229 210H230V208H229ZM229 210H228V211H229ZM234 210H235V209H234ZM260 210H261V209H260ZM97 211H99V210H97ZM120 211H121V209H120ZM154 211H155V213L157 214L156 210H154ZM162 211H163V210H162ZM162 211H161V212H162ZM170 211H171V208H170L169 212H170ZM173 211H172V212H173ZM178 211H176V210L174 211V212H176V215H174L173 217L178 218L177 220H178V222H179V217H181V219H183V218H184V217H183L184 214L181 216V215L178 214ZM182 211H183V209H182ZM185 211H186V209H185ZM213 211H215V210L213 209ZM213 211H210V212H212V215H213ZM219 211H220V210H219ZM230 211H232V210H230ZM94 212H95V211H94ZM106 212H107V211H106ZM121 212H122V211H121ZM123 212H125V211H123ZM127 212H128V213H127ZM127 212L124 214L125 217L123 216V217H124L123 220L126 221L125 219H126L128 216H130V214H131V216L133 215V217H132L133 221H132V222H135L134 219H135L136 217L134 218V216L137 215V214L135 213V215H134V214H132L130 211H127ZM129 212H130V214H129ZM143 212H144V211H143ZM151 212H152V215L150 214ZM166 212H167V211L162 212V213H161V216H162V214H164V213H166ZM169 212H168V214H169ZM210 212H209V213H210ZM222 212L225 213L224 211H222ZM79 213L82 214L81 211H80ZM92 213H93V212H92ZM99 213H100L101 215H103V213H101V212H99ZM108 213H109V211H108ZM116 213H117V212H116ZM145 213H146V212H145ZM170 213H171V212H170ZM179 213H180V211H179ZM215 213H216V212H215ZM223 213H222V215H221L222 217L225 215V214L223 215ZM226 213H228V212H226ZM76 214H77V213H76ZM84 214H85V213H83V215H84ZM87 214H88V213H87ZM95 214H97V213L95 212L94 215H95ZM104 214H106V213H104ZM109 214H110V213H109ZM111 214H112V213H111ZM114 214H115V213H114ZM138 214H140V215H138L139 217L142 216V215H141L142 213H140V210H138ZM171 214H172V213H171ZM174 214H175V213H174ZM180 214H182V212H181ZM216 214H217V213H216ZM230 214H231V213H230ZM230 214H229V215H230ZM83 215H82V216H83ZM85 215H86V214H85ZM92 215H93V214H92ZM101 215H100L99 217H101ZM121 215H122V214H121ZM127 215H128V216H127ZM165 215H166V214H165ZM169 215H170V214H169ZM177 215H178V217H176ZM212 215H211V216H212ZM232 215H233V214H232ZM258 215H259V214H258ZM73 216H75V215H72V217H73ZM79 216H81V215H79ZM108 216H109V215H108ZM126 216H127V217H126ZM131 216H130V217H131ZM156 216H157V215H156ZM167 216H168V215H167ZM167 216H166V217H167ZM170 216H172V215H170ZM219 216H220V215H219ZM221 216H220V217H221ZM227 216H228V215L226 214V218H228ZM230 216H231V215H230ZM230 216H229V218H230ZM233 216H234V215H233ZM246 216H247V215H246ZM84 217H85V216H84ZM86 217H88V218H86L87 220H85V221H87V222H88L89 219L91 220V218H92V220H93V218H94V217L89 218V216H86ZM95 217H96V216H95ZM97 217H98V216H97ZM111 217H112V216H111ZM118 217H119V216H118ZM130 217H129V218H130ZM168 217H169V216H168ZM168 217H167V219H168ZM212 217L215 218V216H212ZM220 217H219V218H220ZM79 218H80V217H79ZM101 218H102V217H101ZM101 218H100V220H101ZM121 218H122V217H121ZM137 218H138V217H137ZM137 218H136V219H137ZM149 218H150V217H149ZM164 218H165V217H163V220H164ZM170 218H171V217H170ZM170 218L168 219V222L172 220V219L170 220ZM214 218H213V219H214ZM226 218H225L224 220H223L222 218H220V219L223 220L222 222H224V224H225V221H226V225H227V228H228V224H227V223H228L229 221H227L228 219L226 220ZM231 218H232V217H231ZM96 219H97V218H96ZM107 219H108V218H107ZM113 219H114V218H113ZM119 219H120V218H119ZM132 219H130V220H132ZM143 219H144V218H143ZM146 219L148 220L147 217H146ZM146 219H145V220H146ZM151 219H152V218H151ZM155 219H157V217H155ZM167 219H166V220H167ZM181 219H180V220H181ZM235 219H236V218H235ZM252 219H253V218H252ZM263 219H264V218H263ZM81 220H82V219H81ZM81 220H77V221H81ZM94 220H95V219H94ZM120 220H121V219H120ZM120 220H119V221H120ZM140 220H141V218H140ZM166 220H165V221H166ZM215 220H216V219H215ZM231 220H232V219H231ZM231 220H230V221H231ZM261 220H262V219H261ZM119 221H118V222H119ZM127 221H128V222H127ZM127 221H126L127 224H129L130 221H129L128 219H127ZM136 221L139 222L138 219H137ZM148 221H151V220H148ZM148 221H146V222L148 223ZM173 221H174V220H172V222H173ZM235 221H236V220H235ZM235 221H234V222H235ZM132 222H131V223H132ZM137 222L132 223V224H136ZM168 222L166 221L165 223H168ZM172 222H171V223H172ZM175 222H176V221H175ZM175 222H173L174 225H175ZM180 222H181V221H180ZM216 222H218V220H216ZM232 222H233V221H232ZM83 223L85 224L84 221H83ZM116 223H117V222H116ZM131 223H130V225L133 226ZM141 223H144V222H140V224H139V227H138V228H140L141 230L144 229V228H148V229H149L148 226L152 224V223H150V224L148 225V224H145V223H144L145 226H146V227H144V224H143V226H142ZM153 223H154V222H153ZM158 223H160V224H158ZM158 223L155 224V225H157V227L155 226V227L152 228V229L150 228L149 231H148V230L146 231V230L144 229L145 231H144V232L142 231V232H143L142 234L145 233L147 236H149V238H152L153 235L155 236V239L160 238V237H158V238L156 237V235H159V233L156 234V233H157V232H156V233H155L156 235H155L154 232H155V231H158V230L161 228V227H160L161 225H163L162 227H165L166 224H165V223L161 224V221L158 222ZM181 223L183 224V222H181ZM78 224H80V223L78 222ZM164 224H165V225H164ZM176 224H177V223H176ZM74 225H75V221H74ZM118 225H120V222H119ZM124 225H125V224H124ZM130 225H129V226H130ZM140 225H141V226H140ZM158 225H160V226H158ZM177 225L180 226V223L177 224ZM177 225H176L175 227H177ZM222 225H223V224H222ZM222 225H221V226H222ZM70 226H71V225H70ZM80 226H81V224H80ZM134 226H135V225H134ZM167 226H168V224H167ZM167 226H166V227H167ZM170 226H173V225H170ZM170 226H169V228H171ZM224 226H225V225H224ZM112 227H113V226H112ZM123 227H124V226H123ZM127 227H128V226H127ZM127 227H126V228H127ZM143 227H144V228H143ZM158 227H159V229H158ZM173 227H174V226H173ZM175 227L173 228V231L175 230ZM230 227H231V225H230ZM71 228H72V227H71ZM114 228H115V227H114ZM119 228H121V226L118 227V229H119ZM128 228H129V227H128ZM134 228H137V224H136V226H135ZM155 228H156L157 230H156ZM169 228H168V229H169ZM118 229H117V230H118ZM129 229H131V228H129ZM140 229H139V234H138V231H136V229H132V230H135L137 233H136L135 231H134V233L138 234V236H139V235L141 234ZM154 229H155V230H154ZM168 229H167V232H168ZM176 229H177V228H176ZM223 229H225V228H223ZM261 229H262V228H261ZM132 230L130 231L131 233H129V231H128V233H129L130 235L133 233ZM151 230H152V231H151ZM160 230H161V229H160ZM171 230H172V228H171ZM228 230L230 231V233H228V232H229ZM228 230H226V232H225V231H224V232H225V233H228V235L226 234L227 236H230L229 234H231V230H232V229H228ZM109 231H110V230H109ZM124 231H125V229H124ZM124 231H122V230L120 229V232H124ZM150 231H151L152 234L149 235ZM162 231H163V230H162ZM162 231H160V232H162ZM169 231H170V230H169ZM173 231H172V233H175V231H174V232H173ZM227 231H228V232H227ZM126 232H127V231H125V234H126ZM146 232H147V233H146ZM180 232H181V228H179V231H178L177 233H180ZM164 233H165V230H164ZM170 233H171V232H170ZM170 233H169V234L167 233V234L170 235ZM251 233H252V232H251ZM145 234H144V235H145ZM160 234H161V233H160ZM165 234H166V233H165ZM240 234H241V233H240ZM260 234H261V233H260ZM144 235H143V236H144ZM151 235H152V237H150ZM175 235H176V233H175ZM175 235H174V237H175ZM177 235L179 236V234H177ZM226 235H225V236H226ZM258 235H259V234H258ZM126 236H128V234H127ZM133 236H134V238L136 237V235H133ZM133 236H131V237L133 238ZM138 236H137V237H138ZM147 236H146L145 238H143V240L147 239V238H148ZM161 236L165 238L167 235H166V236L161 235ZM123 237H124V236H123ZM123 237H121V238H123ZM129 237H130V236H129ZM129 237H128V238H127V237H124V239L127 238V240H128ZM137 237H136V238H137ZM139 237H140V236H139ZM139 237H138L137 239H139ZM174 237H173V235L171 236V238H173L172 240H174ZM164 238H163V239H164ZM175 238H176V237H175ZM227 238H228V237H227ZM248 238H249V236H248ZM259 238H260V237H259ZM262 238H263V237H262ZM153 239H154V237H153ZM155 239H154V240H155ZM161 239H162V238H160V241L163 240V239H162V240H161ZM176 239H177V238H176ZM176 239H175L174 242H172V244L174 243V245H175L176 242H178V241H176ZM140 240L142 241L141 237H140V239H139V242H140ZM149 240H150V239H149ZM151 240H152V239H151ZM172 240H171V241H172ZM255 240H256V239H255ZM258 240H259V239H258ZM128 241H129V240H128ZM130 241H131V240H130ZM135 241H136V239H135ZM145 241H146V240H145ZM164 241L167 242V240H165V239H164ZM89 242H90V241H89ZM131 242H132V241H131ZM131 242H130V243H131ZM149 242H150V241H149ZM149 242L146 241V242L144 243L145 246H146V243H147V245H148ZM151 242H152V241H151ZM155 242H156V241H154V242L151 243V244H155ZM158 242H159V241H158ZM168 242H169V240H168ZM124 243H125V242H124ZM156 243H157V242H156ZM159 243H160V242H159ZM227 243H228V242H227ZM140 244H141V243H139V245H140ZM162 244H164V243H162ZM169 244H170V243H168V245H167V243L164 244V247L166 246V248L163 249V252H165V253L168 252V253H167V256H170V257H171V260H173V263H174V261H176V258L178 257L177 254H175V253H179L180 251L177 252V250H174V251H176V252L174 253V254H175V256H174V255L172 254L174 251H173V250H172V251L169 250V249H171V248H169V249L167 248V247L169 246ZM228 244H229V243H228ZM253 244H255V245H253ZM253 244L249 245V246H251V247L254 246V248H250V247H249L250 249H252V250L255 249V250H256L257 248H261L260 246H259V247H258V246L256 247V242H255L254 240H253ZM257 244H258V242H257ZM139 245H138V246H139ZM155 245H157V244H155ZM160 245H161V243H160ZM252 245H253V246H252ZM141 246H142V245H140V247H141ZM143 246H144V245H143ZM153 246H154V245H153ZM162 246H163V245H162ZM170 246L173 247V245H170ZM177 246H178V245H177ZM119 247H120V246H119ZM135 247H136V246H135ZM146 247H148V246H146ZM146 247H145V248H146ZM150 247H152V246H150ZM160 247H161V246H160ZM255 247H256V248H255ZM141 248H142V247H141ZM152 248H153V247H152ZM152 248H150V249H151V251H153V253H154V252H155V251H154L155 248H154L153 250H152ZM224 248H225V247H224ZM224 248H223V249H224ZM130 249H131V248H130ZM156 249H157V247H156ZM158 249H159V248H158ZM172 249H173V248H172ZM182 249H183V248H182ZM250 249H247V248L245 249V251L248 250L247 253H245V255L247 254L246 256H250V255H252L251 257H254L255 254H256V255L258 254V252H256V251H255V252H256L255 254L253 253L254 251H253V252H252V251H249ZM126 250H127V249H126ZM141 250H142V249H141ZM146 250H147V249H146ZM148 250H149V249H148ZM148 250H147V251H148ZM166 250H167V252H166ZM168 250L171 251V253H170ZM178 250H179V246H178ZM257 250L260 251L259 253H263V252H261L260 249H257ZM28 251H29V250H28ZM131 251H132V250H131ZM131 251H129V252H131ZM147 251H146V252H147ZM181 251H182V250H181ZM183 251H184V250H183ZM245 251H244V252H245ZM263 251H264V250H263ZM115 252H116V251H115ZM142 252H144V251H142ZM220 252H221V251H220ZM248 252H250V253H248ZM125 253H126V252H124V254H125ZM132 253H134V251H133ZM132 253H131V254H132ZM138 253H139V252H138ZM147 253H149V251H148ZM151 253H152V252H151ZM161 253H162V252H161ZM218 253H219V252H218ZM124 254H122V255L124 256ZM134 254H135V253H134ZM170 254L174 256L173 259H172L173 256H171ZM181 254H182V253H181ZM204 254H205V253H204ZM253 254H254V255H253ZM109 255H110V253H109ZM129 255H130V254H129ZM148 255H149V254H148ZM152 255H153V254H152ZM152 255H151V256H152ZM160 255H161V254H160ZM164 255H165V254H164ZM178 255H180V254H178ZM256 255H255V259H253V258H251V257H249V259H250V260L253 259V261L256 262L255 264H258V263H259L258 260H259V258H260V262H261V263H259V264H263V262H264V261H263L264 258L262 259L261 256H263L264 253H263L262 255L259 254V255H261L260 257H258L259 255H258V256H256ZM131 256H132V255H131ZM131 256H130V257H131ZM165 256H166V255H165ZM176 256H177V257H176ZM102 257H103V256H102ZM124 257H125V256H124ZM124 257H121L122 259L119 258L118 260H120L121 262H122V261H125V260L127 261V259H125L126 257H125V258H124ZM127 257H128V256H127ZM148 257H150V256H148ZM162 257H163V255H162ZM208 257H209V256H208ZM256 257L258 258V260H256ZM263 257H264V256H263ZM26 258H27V257H26ZM114 258H115V257H114ZM152 258H153V257H152ZM167 258H168V257H166V259H167ZM214 258H215V257H214ZM246 258H247V257H246ZM115 259H116V258H115ZM124 259H125V260H124ZM128 259H129V261H130V258H128ZM149 259H150V258H149ZM149 259H148V260H149ZM163 259H164V257H163ZM168 259H169V258H168ZM249 259H248V260H249ZM261 259H262V260H261ZM102 260H104V259H101V261H102ZM154 260H155V259H154ZM169 260H170V259H169ZM255 260H256V261H255ZM120 261H118V263H119ZM133 261H134V260H133ZM133 261H131V262H129V263H132V264H133V263L135 262V261H134V262H133ZM150 261H151V260H150ZM150 261H149V262H150ZM213 261H214V260H213ZM242 261H244V260H242ZM137 262H139V261H137ZM165 262H166V261H165ZM165 262H164V263H165ZM167 262H170V261H167ZM171 262H172V261H171ZM177 262H178V263H177ZM214 262H215V261H214ZM254 262L251 261L250 264H254ZM75 263H76V262H75ZM123 263H124V262H123ZM129 263H128V261H127V262H125L124 264H129ZM208 263H209V262H208ZM102 264H104V263H102ZM167 264H169V263H167ZM171 264H172V263H171ZM176 264H179V258H178V261H176ZM244 264H245V262H244Z\"/></svg>", "mask_w": 264, "mask_h": 264}]
</instances>
